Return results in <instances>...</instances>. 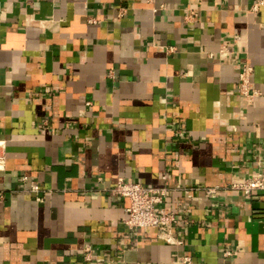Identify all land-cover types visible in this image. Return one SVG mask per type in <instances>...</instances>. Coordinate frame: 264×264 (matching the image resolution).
<instances>
[{
	"label": "crops",
	"instance_id": "crops-1",
	"mask_svg": "<svg viewBox=\"0 0 264 264\" xmlns=\"http://www.w3.org/2000/svg\"><path fill=\"white\" fill-rule=\"evenodd\" d=\"M0 139V264H264V191L228 188L264 175V0H0ZM119 177L181 244L123 224Z\"/></svg>",
	"mask_w": 264,
	"mask_h": 264
},
{
	"label": "built area",
	"instance_id": "built-area-1",
	"mask_svg": "<svg viewBox=\"0 0 264 264\" xmlns=\"http://www.w3.org/2000/svg\"><path fill=\"white\" fill-rule=\"evenodd\" d=\"M25 3H29L30 0H23ZM171 50L174 48H170ZM252 68L250 65H245L243 71L239 74L240 91L246 96H250V73ZM175 135L179 137H185L184 132L181 128H176L174 125L171 127ZM5 146L4 140L0 139V171L4 170L5 167ZM25 176H21V181H26ZM97 180L101 178L97 177ZM29 191L33 193H39L42 188L35 182L30 181ZM228 188L231 191L242 193L246 196H255L258 193L264 191V175L257 172L251 176L245 178L235 179ZM217 187L206 188L207 193H213ZM110 192L113 195H117L127 200V205L124 209L125 216L122 217L121 221L128 229H146L148 227H155L160 232V237L170 242L174 239L175 244H181V239L173 238L172 227L175 224L176 215L175 213H167L163 208L156 210V206L160 205L168 191L165 185L154 187L142 185L136 182L126 181L123 178H117ZM188 223V221H185ZM91 249L86 247L83 250L84 257L89 260ZM235 249H225L223 251L224 259H230L234 256ZM181 262L189 263V257H183Z\"/></svg>",
	"mask_w": 264,
	"mask_h": 264
}]
</instances>
